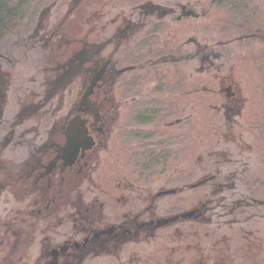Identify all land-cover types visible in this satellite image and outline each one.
Segmentation results:
<instances>
[{"label":"flooded vegetation","instance_id":"1","mask_svg":"<svg viewBox=\"0 0 264 264\" xmlns=\"http://www.w3.org/2000/svg\"><path fill=\"white\" fill-rule=\"evenodd\" d=\"M0 26V264H264V0H0Z\"/></svg>","mask_w":264,"mask_h":264},{"label":"rangeland","instance_id":"2","mask_svg":"<svg viewBox=\"0 0 264 264\" xmlns=\"http://www.w3.org/2000/svg\"><path fill=\"white\" fill-rule=\"evenodd\" d=\"M8 236V234L0 232V260L7 257V255L9 254L10 256L13 255V251L15 250L14 248H12V244L8 245L6 241V237ZM3 236L5 237V240L3 238Z\"/></svg>","mask_w":264,"mask_h":264},{"label":"trees","instance_id":"3","mask_svg":"<svg viewBox=\"0 0 264 264\" xmlns=\"http://www.w3.org/2000/svg\"><path fill=\"white\" fill-rule=\"evenodd\" d=\"M5 18V17H4ZM1 27V26H0Z\"/></svg>","mask_w":264,"mask_h":264}]
</instances>
